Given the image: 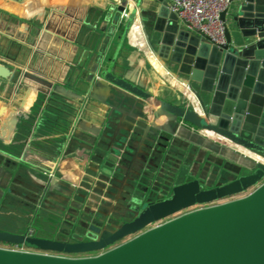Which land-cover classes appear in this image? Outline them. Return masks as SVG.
Returning a JSON list of instances; mask_svg holds the SVG:
<instances>
[{"label": "crops", "instance_id": "crops-1", "mask_svg": "<svg viewBox=\"0 0 264 264\" xmlns=\"http://www.w3.org/2000/svg\"><path fill=\"white\" fill-rule=\"evenodd\" d=\"M159 7L154 0H0L1 214L32 210L60 225L40 236L90 239L179 183L206 184V161L216 166L213 177L229 175L212 186L242 173L245 151L103 76L114 61L115 75L204 112L208 95L194 94L198 86L167 71L171 63L149 48L162 37L154 29ZM122 8L131 20L125 37Z\"/></svg>", "mask_w": 264, "mask_h": 264}, {"label": "water", "instance_id": "water-1", "mask_svg": "<svg viewBox=\"0 0 264 264\" xmlns=\"http://www.w3.org/2000/svg\"><path fill=\"white\" fill-rule=\"evenodd\" d=\"M154 1L160 4L154 29L162 34L157 53L208 95L204 115L115 75L114 61L103 76L261 159L249 156L242 173L221 185L209 187L199 178L179 183L168 197L146 202L133 218L95 238L60 240L0 229V241L38 249L0 247V264H264V0H232L230 19V8L222 13V47L181 27L169 0ZM130 26L129 19L124 37ZM196 205L201 207L180 213Z\"/></svg>", "mask_w": 264, "mask_h": 264}, {"label": "built area", "instance_id": "built-area-1", "mask_svg": "<svg viewBox=\"0 0 264 264\" xmlns=\"http://www.w3.org/2000/svg\"><path fill=\"white\" fill-rule=\"evenodd\" d=\"M231 4L232 0H171L170 9L177 15L184 29L222 47L227 45L226 21L222 19V13ZM121 18L126 24L130 18L127 9L122 10ZM27 233L35 235L33 229H29ZM11 249L26 250L23 245H15Z\"/></svg>", "mask_w": 264, "mask_h": 264}, {"label": "rangeland", "instance_id": "rangeland-1", "mask_svg": "<svg viewBox=\"0 0 264 264\" xmlns=\"http://www.w3.org/2000/svg\"><path fill=\"white\" fill-rule=\"evenodd\" d=\"M149 29H151V27H149ZM156 47H158V45H154L153 43H151L149 48H151V50H153V51L156 50V52H157L158 48H156ZM167 62H169V61H167ZM167 65L169 66V70L167 69V71H171L173 73H177V70H176L177 68L171 67L170 64H167ZM196 90H198V88L191 87V91L194 94H198ZM197 98L199 99L200 104L202 106V102L203 101H201L200 97L197 96ZM187 103H189V104L191 103L190 98H187ZM202 108H203V106H202ZM203 110H205V108H203ZM248 161H251L250 158L248 159ZM206 163H207V165H206ZM206 166H207V168H206ZM205 168H206L207 172H211V174L209 175L210 178H208V179L210 180L212 178L210 181H205L206 182V184H205L206 186H210V185L212 186V184L214 185L215 183L217 184V183H220V182H224L229 177V175H228V173H226V171L220 172V175H217V177H213L212 176V172L216 171V169H215L216 166L215 165L212 166L211 162H207L206 161L205 163H202V170L206 171ZM262 181H264V179ZM253 188L254 187H252L250 190L246 191L244 194L246 195V194L250 193L253 190ZM171 191L169 190L167 192L168 196L171 195ZM226 199L227 200H231V197H228ZM226 199L221 200V201H225ZM221 201H219V202H221ZM214 203L217 204L218 201H216ZM31 206H34V205L31 203ZM197 207H199V206L196 205V206H194L192 208L185 209V210H183L180 213H186L187 211L189 212L191 209H195ZM36 210H39V209H36ZM19 211L21 213H19L17 211L16 215H12V214L6 215V214H1L0 213V229L9 230V231H17V232H27L29 229H33L35 234H38V235H41V234L42 235H51V234L55 233L57 228H58V226H60V225H58L59 223H57L56 221H53V220L52 221H44V219H42L39 216V214H37L35 211H34L35 215L33 214L34 212H32V210H28L27 209V210H23V211L19 210ZM173 217L174 216H171L168 219H171ZM168 219L157 221L156 223L152 224L149 227H152L154 225L162 223L163 221L168 220ZM120 224H121V222H117L114 227L112 226V228L115 229ZM101 229L102 228H100L99 230H101ZM88 234L89 233H87L86 235L89 236ZM121 242H123V241H121ZM121 242L119 241L118 243H121ZM14 246L15 245L12 244V243H7V242L0 241V247L13 248ZM24 248L26 250L38 251V249H36L34 247H30V246H24ZM50 252L51 253H55V252H52V251H50ZM96 253L97 252H94L92 254H96ZM72 255L73 256H79L80 254H72Z\"/></svg>", "mask_w": 264, "mask_h": 264}, {"label": "bare ground", "instance_id": "bare-ground-1", "mask_svg": "<svg viewBox=\"0 0 264 264\" xmlns=\"http://www.w3.org/2000/svg\"><path fill=\"white\" fill-rule=\"evenodd\" d=\"M199 113L203 114L204 115V112H201V111H198ZM207 133H209L211 136L215 137V139L217 140H220L226 144H230V145H233V146H236L238 147L239 149H241L242 151H245L249 156H251L253 159H257V160H260L261 157L257 154V153H254L253 151L251 150H248L242 146H238L236 145L235 143H233L232 141H230L229 139L225 138V137H222L212 131H209L207 129H204Z\"/></svg>", "mask_w": 264, "mask_h": 264}, {"label": "flooded vegetation", "instance_id": "flooded-vegetation-1", "mask_svg": "<svg viewBox=\"0 0 264 264\" xmlns=\"http://www.w3.org/2000/svg\"><path fill=\"white\" fill-rule=\"evenodd\" d=\"M199 207H201V206H199ZM199 207H197V208H199ZM196 209V208H195ZM191 210H193V209H191Z\"/></svg>", "mask_w": 264, "mask_h": 264}, {"label": "trees", "instance_id": "trees-1", "mask_svg": "<svg viewBox=\"0 0 264 264\" xmlns=\"http://www.w3.org/2000/svg\"><path fill=\"white\" fill-rule=\"evenodd\" d=\"M46 236H48V235H46ZM49 236H51V235H49Z\"/></svg>", "mask_w": 264, "mask_h": 264}]
</instances>
